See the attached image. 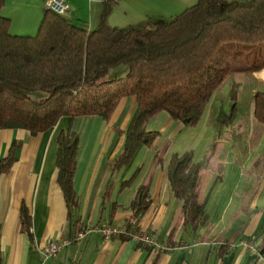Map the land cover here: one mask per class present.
Segmentation results:
<instances>
[{
  "label": "crops",
  "instance_id": "obj_1",
  "mask_svg": "<svg viewBox=\"0 0 264 264\" xmlns=\"http://www.w3.org/2000/svg\"><path fill=\"white\" fill-rule=\"evenodd\" d=\"M66 2L69 20L82 21L88 29L96 25L102 0ZM44 3L3 0L0 13L9 19V32L32 34L29 30ZM33 8L36 14L29 13ZM234 80L239 82V99L232 122L216 131L215 111L210 106L205 124L198 126L201 115L193 127L203 150L211 141L212 148L221 149L220 160L223 154L226 158L229 154L238 156L236 174H225V166L208 170L201 166L204 151H197L198 157L187 143L169 146L159 138L151 145L139 146L128 163L113 169L111 162L123 142L118 131L130 118L133 96L122 98L106 122L96 115L60 117L54 126L36 135L23 129H0V158L12 141L21 143L9 170L0 174V264H264L262 256L239 245L241 240L254 241L264 233V169L256 175L242 169L264 163V150L256 157L249 148L245 156L237 152L251 144L256 131L264 132V127L252 121L251 106L252 94L263 89L264 67L236 74ZM164 115L162 125L155 130L179 132L183 126ZM209 117L211 123L207 124ZM67 127L78 135L72 178L76 205L70 221L54 166L55 138ZM185 138L189 140V136ZM171 152H188L191 162L198 165L194 195L187 208L173 195L165 175ZM156 153L161 154L160 159ZM225 181H230L226 188ZM144 183L148 184L149 204L137 221V231L154 233L170 248L168 251L140 247L130 238L104 240L95 230L102 225H124L135 189ZM21 204L30 215V239L20 231ZM86 227L94 229L76 236ZM50 241L65 243L46 257L41 249Z\"/></svg>",
  "mask_w": 264,
  "mask_h": 264
},
{
  "label": "trees",
  "instance_id": "obj_2",
  "mask_svg": "<svg viewBox=\"0 0 264 264\" xmlns=\"http://www.w3.org/2000/svg\"><path fill=\"white\" fill-rule=\"evenodd\" d=\"M3 0H0V8ZM111 0H102L99 20L88 29L45 9L33 34H12L0 13V129H23L30 135L54 126L60 117L96 115L104 122L118 102L133 96L134 108L120 151L111 167L119 168L141 145L158 136L147 121L165 112L183 127L195 126L214 91L230 79L228 106L216 110V131L237 115L236 74L264 67V0H196L152 28L118 27L106 21ZM124 64L122 77L106 79L110 68ZM252 121L264 127V86L251 98ZM78 135L70 127L58 132L54 166L67 218L76 205L72 184ZM21 143L12 141L0 158V174L15 161ZM156 158H161L156 153ZM198 165L190 154L170 155L165 175L173 195L187 208L194 195ZM149 204L148 184H140L129 202L123 226L138 230ZM197 208H201L200 205ZM20 231L30 239V215L19 208ZM111 225V224H108ZM264 259V233L254 240Z\"/></svg>",
  "mask_w": 264,
  "mask_h": 264
},
{
  "label": "rangeland",
  "instance_id": "obj_3",
  "mask_svg": "<svg viewBox=\"0 0 264 264\" xmlns=\"http://www.w3.org/2000/svg\"><path fill=\"white\" fill-rule=\"evenodd\" d=\"M195 2L196 0H111V8L107 15L106 21L109 25L118 27L134 26L138 28H152L159 21H168L171 17L182 11L184 8L194 4ZM44 9L46 8L43 5L42 9L40 12H37V14L35 8H33V11L31 10L29 12L33 14L35 12L36 14V24L29 30L32 34L35 33L37 29ZM63 16L67 18L69 17L66 12ZM126 70V65L120 64L116 67L110 68L105 77L106 79L122 77L126 73ZM229 82L230 79L224 80V82H222V84L211 95L209 101L202 111V121H200L201 123H199L198 126L205 124L207 118L206 116L209 112L210 106L214 107L215 112L220 107L222 109L227 108L228 90L230 85ZM159 113L160 114L157 113L158 115H155L147 121V129H159L163 123L162 116H165L163 111H160ZM209 119L210 117L207 119V124L211 123ZM258 126L261 127L260 125ZM194 128L195 127H182L176 134H171L167 128L162 133H158L157 139L159 138V140L166 142L169 146L173 145L176 147H182L185 145L184 143H187L188 146L193 147L196 153L197 151H199V153L204 151L205 159L203 158L204 160L201 162L202 167H206L208 170H210L211 167L225 166V174H227V172L229 174H236L235 171H238V169L235 166V162L239 160L238 156L236 154H229L226 158V156L223 154L221 156L222 160H220L218 153H220L221 149L212 148L213 143L210 144L211 141L208 142L203 150V147L199 146L200 136L198 137L197 134L194 133L196 131ZM185 136H189V140H185L187 139ZM184 140L185 142H183ZM252 140L253 141H251L249 146H243L237 151L239 155L242 154V156H245L244 153L247 152L249 148L250 152H252V157H256L262 150H264V132L260 133L259 131H256L254 134H252ZM172 153L173 152L170 154ZM199 153H197L198 157L200 156ZM242 169L243 172H253L256 175L264 169V163H259L255 166H243ZM227 185H230V181H225L223 183L224 188H226ZM229 194L230 192L227 193V195ZM223 195H225V193Z\"/></svg>",
  "mask_w": 264,
  "mask_h": 264
},
{
  "label": "built area",
  "instance_id": "obj_4",
  "mask_svg": "<svg viewBox=\"0 0 264 264\" xmlns=\"http://www.w3.org/2000/svg\"><path fill=\"white\" fill-rule=\"evenodd\" d=\"M44 6L46 9L51 10L59 15H64L68 11V4L66 0H45ZM93 227H86L83 232H78L76 236L80 237L82 234L92 231ZM102 239H120V238H130L135 241V243L140 247H147L158 252H164L170 250V248L162 242L154 233L146 231H135L130 232L123 225H102L95 229ZM61 243H56L53 241L47 242L41 249L44 256H50L54 254L61 245ZM239 245L245 247L251 254L257 255V250L255 248L254 241L252 240H241Z\"/></svg>",
  "mask_w": 264,
  "mask_h": 264
}]
</instances>
